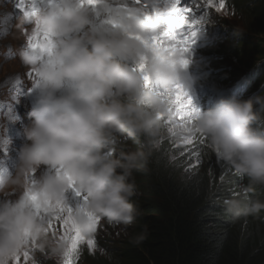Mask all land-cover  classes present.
Wrapping results in <instances>:
<instances>
[{
  "label": "clouds",
  "instance_id": "obj_1",
  "mask_svg": "<svg viewBox=\"0 0 264 264\" xmlns=\"http://www.w3.org/2000/svg\"><path fill=\"white\" fill-rule=\"evenodd\" d=\"M188 2L192 15L200 19L195 37L185 30L193 41L191 48L197 51L196 62L185 58L189 51L174 53L167 60L150 57L148 87L141 74L132 70L146 50L130 34H149L155 28V18L146 20L134 14L125 17L121 27L103 23L89 28L96 14L80 0H58L51 7L25 14L23 22L35 28L39 25L50 41L43 42L39 50L22 48V61L0 55L2 62H14L33 72L28 76L16 72L32 89L31 110L30 122L23 127L25 142L19 149L15 169L0 173V264H31L32 258L25 261L23 253L29 250L32 255L33 247L39 249L38 254L41 252L38 264H57L66 248V242L59 239L63 235L60 224L53 221V230L48 229L35 213L33 201L24 195L14 200L6 198L10 191L20 189L38 193L41 202L68 198L70 203V186L87 197L83 209L76 213L80 232L85 236L93 234L94 217L101 218L100 226L93 234V249L89 250L86 241L79 244L68 257L71 264H124L123 257L142 248L146 237L129 231L135 229L141 213L150 209L151 186L141 182L142 178L154 173V164L155 171L160 166L158 171L162 169L172 178L156 147L163 134L158 114L167 116L168 110L157 93L174 88L179 79L186 97L199 109L193 129L206 142L200 145L195 141L199 163L196 158L191 163L187 153L181 155L185 145L180 136L171 134L169 153L176 157L171 160L178 172L175 181L183 186L179 176L190 164L195 166L196 174L202 172L201 181L206 180L209 188L203 228L211 235L237 237L242 231H233L238 223L235 216L243 215L240 219H246L245 239L264 240L258 229L264 223H256L264 215V192L248 198L226 195L228 174L221 164L223 161L239 175L237 186L243 177L247 179L241 189L244 194L264 187V0H213L211 5L205 0ZM148 3L152 5L155 0ZM242 25L248 27L246 33L240 31ZM221 32L225 34L219 36ZM213 34L199 50L198 42ZM17 36L20 27L10 36L12 43L19 39ZM211 43H219L217 52L208 50ZM189 74L211 87L203 84L204 90L197 96L200 83ZM4 77L7 81L3 82L12 81V74ZM4 89L5 86L0 88V99ZM213 90L216 103L203 109ZM206 98V102H198ZM174 130L179 133V125ZM144 140L146 149L140 151ZM106 150L112 154L106 155ZM149 152L150 163L143 166ZM33 176L34 184L29 182ZM232 181L229 173L228 187ZM162 222L163 216L154 218V228ZM45 249L52 254L43 261ZM262 253L264 256L263 250ZM17 255L19 261H13Z\"/></svg>",
  "mask_w": 264,
  "mask_h": 264
},
{
  "label": "snow or ice",
  "instance_id": "obj_2",
  "mask_svg": "<svg viewBox=\"0 0 264 264\" xmlns=\"http://www.w3.org/2000/svg\"><path fill=\"white\" fill-rule=\"evenodd\" d=\"M205 2L211 5L213 0H205ZM222 2L223 0H221ZM21 3H23V0H21ZM80 3L93 9L103 10L105 13L104 23L112 28L121 27L125 17H131L134 14L142 15L146 20L155 18V28L149 34H130L132 38L139 40L146 50L141 61L132 68L133 71L141 74L146 87L151 84V77L147 72L148 59L153 57L167 60L178 53L184 54L187 52L190 48V43L189 37L185 35V30L189 31L191 37H195L196 26L200 23V19L192 15L193 8L188 0L187 2L186 0H155L152 5L147 0H80ZM54 4L50 0L48 7ZM37 9L34 5V0H32L31 10L28 12L36 11ZM49 41L50 37L48 34L37 25L34 33L28 37V47L39 50L43 42ZM183 62L186 64L187 60ZM32 73H29V75ZM31 90L28 89V92ZM157 94L164 100L168 109V115L158 114V119L168 124L173 136H180L185 145L184 152L181 155L187 153L190 158L195 157L196 162L199 163L198 145L194 143V140H198L200 145L206 142V138L197 135L193 129L195 116L199 109L193 105L190 98L186 97L183 87L179 84L172 89L158 91ZM174 117H180V120L177 121ZM177 125H179V133L174 130ZM105 154L111 155L112 153L106 150ZM171 159L175 160L176 157L173 156ZM29 182L35 183L34 176L29 179ZM70 191L74 194L73 203L71 204L68 198L55 202L46 199L41 202L39 194L30 189H25L23 194L33 201L35 213L47 223L48 229L53 228V221L58 222L63 229V235L59 237L60 240L66 242V248L63 252L65 258L63 264H71L68 257L71 253L77 251L79 244L86 241L90 251L95 245L93 235L85 236L81 234L76 221L77 210L83 209V204L86 202L87 197L73 186H70ZM100 220V217H94L95 227L93 233L96 232V225ZM52 235L55 236L56 232L53 231ZM23 257L25 261L30 259L29 250L24 251ZM19 259L20 255H17L13 261H19ZM31 264H38V262L32 259Z\"/></svg>",
  "mask_w": 264,
  "mask_h": 264
},
{
  "label": "trees",
  "instance_id": "obj_3",
  "mask_svg": "<svg viewBox=\"0 0 264 264\" xmlns=\"http://www.w3.org/2000/svg\"><path fill=\"white\" fill-rule=\"evenodd\" d=\"M158 169L141 182L151 186L150 209L162 211L164 222L140 234L146 237L142 248L123 257L124 264H264L263 239L241 242L239 233L226 238L204 230L209 193L206 180L180 186L169 173ZM160 200L164 201L162 210Z\"/></svg>",
  "mask_w": 264,
  "mask_h": 264
},
{
  "label": "bare ground",
  "instance_id": "obj_4",
  "mask_svg": "<svg viewBox=\"0 0 264 264\" xmlns=\"http://www.w3.org/2000/svg\"><path fill=\"white\" fill-rule=\"evenodd\" d=\"M239 29H240V31L242 33H246L248 31V27L245 26V25L240 26ZM221 34H225V32H221L219 34V36ZM214 36L215 35L213 34V35H211L209 37H206V40L208 41L211 37H214ZM240 38L241 39H245L244 37H240ZM223 40L227 41L226 39H223ZM207 41H206V43H207ZM218 44L219 43H211L210 48L208 50H212L213 52H217L219 47H220V45H218ZM243 44L246 45V46L252 45L251 42H243ZM199 50H202V48L201 49L199 48ZM202 57H203V55H202ZM189 75H192V74H189ZM194 79H196L197 82L200 83V84L197 85V96H200V94L204 90L203 84L206 85V87H211V84H207L208 83L207 81H200V79L196 78L195 75H194ZM179 81H181V80L179 79ZM213 91L214 92H213V94L211 96L212 97L211 100L209 101V103L203 109L210 108V107L214 106V104L216 103L215 102V97H216L217 94H216L215 90H213ZM210 94H211V91L209 92L208 95H210ZM244 99H246V98L244 97ZM207 100H208V98L199 99L198 102L199 103L201 101L206 102ZM166 115H168V112H166ZM170 136H171V131L169 130L168 124L167 123L166 124L163 123V134H162V136H160L158 138L159 143H156V147L159 150V156H160V159H161V162H162L163 166L164 167H166V166L169 167L171 175H172V179L171 180L175 181L174 175L178 174V172L176 171L175 168H173V162L171 160L170 153H169V146H171V144H170ZM195 141L196 140H194V143H195ZM184 148L185 147L182 146V150L183 151H184ZM145 149H146V143H145V140H144L140 151H145ZM186 157L188 158L189 155L187 154ZM150 159H151V153L149 154L148 159H147L146 163L143 164V166H147L150 163ZM189 159H190L191 163H194L195 157H192V158L189 157ZM154 168H155V164H154ZM223 169L228 174L227 181H226V195H229L232 198H234V197L248 198L249 196L257 197L258 194H260L261 192H264V187H257L254 193H245L244 194L243 192H241V189H242V187L244 185H246L247 179L243 177L241 184L237 186L235 182H236L237 178L239 177V175H237L234 172V170L231 171L230 168H229V165H227V164L223 165ZM229 173L233 175V181H232V185L230 187H228ZM179 177L182 180V184L187 186V187L191 186L192 184L199 185V183L202 180V172H199V173L196 174L195 166H191V164H190L188 166V168L184 170L183 175H180ZM23 191H25V189H21L20 192H19V195H21ZM166 192H167V189H166ZM242 194H244V195L242 196ZM69 197H70V204H71V203H73L74 194L72 193ZM159 202H160V208L162 210V208L164 206V201L160 200ZM141 214H142V217L138 218L135 221V226H136L135 229L129 230L135 236H139L140 233L144 229L154 228V218L162 217L163 212L161 211L160 213H158L155 210V208H153V209H146L144 211V213H141ZM240 216H243V215H240ZM240 216H235V218L238 219V223L234 226L233 231H235L236 229H241L242 232L241 233L238 232V233L240 235V239H241V242H242L245 239V226H244V223H245L246 219L244 217H242L240 219ZM240 223H243V226L240 227ZM256 223L257 224L264 223V215L260 216L257 219ZM57 224H58V222H57ZM138 224H142V225H138ZM99 226H100V224L96 225V232H97ZM140 226H141V228H139ZM258 229H259V232L261 234H264V226H260V227H258ZM51 230H53V228ZM224 230H227L226 226L224 227ZM55 232H57V228L55 229ZM124 252H126V251H124ZM34 254H35V252H33L32 255H34ZM51 254L52 253L49 250L46 249L45 256H44L45 259L43 261L48 260L50 258ZM40 258H42V256L41 257H35L34 259L38 262L40 260ZM62 260H63V256L58 260L57 264H63L64 260L63 261ZM41 263H44V262H41ZM50 263L51 262H49L47 264H50Z\"/></svg>",
  "mask_w": 264,
  "mask_h": 264
},
{
  "label": "rangeland",
  "instance_id": "obj_5",
  "mask_svg": "<svg viewBox=\"0 0 264 264\" xmlns=\"http://www.w3.org/2000/svg\"><path fill=\"white\" fill-rule=\"evenodd\" d=\"M1 31H5L6 34L3 35V34L0 33V50L4 51V49H8L11 52V48H9V47H12V46H10L11 45V43H10L11 42V37H10V34L7 32V25H6L5 19L3 20V26H2ZM206 41L207 40L205 38L204 41L198 42V48H200V49L203 48V46L206 44ZM3 53H4V55H10V54H7L6 52H3ZM17 70H18L19 73L21 72L25 76H28L29 73H32L31 70L29 71L28 69H26L24 67H20L14 62H7V61L6 62H2L0 60V88H2V87L7 85V82H3V81H7V78L4 77L7 73L12 74V83H13L14 91H15V87H16L17 81H20V85H22V83L24 81V77L19 75L18 73H16ZM191 76H192L193 80H196V79H194V75H191ZM178 83L181 84V81H178ZM36 95H39V93H37ZM26 96H30V94L26 95ZM18 98H20V100H21V92H19L18 95L15 94V92H14L13 96H12V102H13L14 107H15V117L17 119V125H16V129H15L16 134H15L14 138L11 140L10 144L8 145V147L6 149V153L4 154V161H2L0 173H3L5 171L11 173L10 171L12 169L11 168L12 167V163L17 159V156H16L15 153H16V151L18 149V146H14V145H15L16 142H18V140H20V139H22L24 137L23 127H24V125H26V123H25V118L23 116L19 115L18 107H19L20 103H19V99ZM3 117L4 116H1V119ZM174 119L179 121L180 117H174ZM0 124H1V122H0ZM11 146H14V147H12V149H10ZM221 164H222V166L225 165V163L223 161H221ZM20 190L10 191L7 194L6 198L7 199L11 198L13 200L18 198L19 196L23 195L24 192H25V191H23L22 194L19 195ZM56 224H57V222H55V225ZM38 251H39L38 248L33 247V252H35V254L34 255H30V258L34 259L35 257H40L41 252L38 254Z\"/></svg>",
  "mask_w": 264,
  "mask_h": 264
}]
</instances>
